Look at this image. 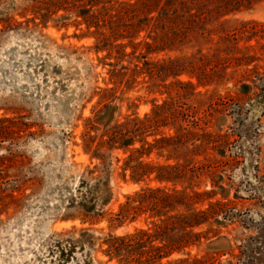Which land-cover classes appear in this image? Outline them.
Returning <instances> with one entry per match:
<instances>
[{"label": "rangeland", "instance_id": "obj_1", "mask_svg": "<svg viewBox=\"0 0 264 264\" xmlns=\"http://www.w3.org/2000/svg\"><path fill=\"white\" fill-rule=\"evenodd\" d=\"M205 3L214 15L207 35L186 44L175 41L167 49L150 53L160 68V79L144 72L129 81L112 76L109 63L119 61L118 57L115 51L96 48V38L86 24L77 25L74 17L66 19V25L39 24L28 0H0V132L8 134H0V170H6L0 191L10 183L24 182L17 191L8 189L16 202L0 213V264L29 262L50 233L81 226L79 219L62 217L69 213L66 194L78 186L86 170L111 167L115 195L105 208L106 218L146 183L178 189L192 186L191 173L174 183L156 180V172L142 183L133 182L136 160L130 155L137 154L133 150L140 142L128 151L110 150L102 143L108 139L103 133L92 141L85 136L88 119L108 104L118 106L117 124L125 123L129 115L142 119L153 109H162L157 118L159 131L177 138L168 143V149L156 147L143 157L149 165L208 161L214 169L204 177L201 190L220 185L222 171L231 177L230 196L218 193L203 205L232 201L235 207L230 210L236 217L225 218V210H218L220 223L211 226L227 239L211 242L216 237L206 233L210 225H200L196 231L205 238L188 248L190 254L212 258V264H264V0H239L237 5L229 0ZM199 49L203 53L196 54ZM145 51L143 46L131 55L133 49L127 47L130 55L123 56L114 68H149L143 59L135 58ZM203 56L209 64L206 70L202 66L205 76L200 79L190 73L191 62L202 63ZM174 60L184 65L183 73L176 75L181 68L176 69ZM193 122L195 130L206 131L208 136L192 142L180 138L182 129L192 131ZM154 139L148 136V141ZM97 148L103 154L100 158L94 157L99 154ZM170 155L173 158L168 159ZM235 189L240 192L236 194ZM106 218L95 226L109 231ZM144 220L140 216L114 230L134 232L146 225ZM180 255L174 253L170 259ZM98 257L107 260L101 252Z\"/></svg>", "mask_w": 264, "mask_h": 264}, {"label": "trees", "instance_id": "obj_2", "mask_svg": "<svg viewBox=\"0 0 264 264\" xmlns=\"http://www.w3.org/2000/svg\"><path fill=\"white\" fill-rule=\"evenodd\" d=\"M205 1L208 0H28L34 18L40 20L39 24L47 25L48 22L54 21L56 25L60 23L66 25V19L71 17L75 18L77 25L86 24L90 34L96 38L98 50L110 49L111 52L116 53L119 61L109 63L112 66V76L127 77L129 81L135 75L144 72L160 79V68L158 63L152 62L149 58L150 53L167 49L173 46L175 41L186 44L193 39L196 41L203 39L214 16L209 13L210 10L208 12ZM229 1L232 5H237L239 2V0ZM229 6L231 5L227 7ZM219 8L221 11L223 7ZM233 8L236 9L235 6ZM39 24L35 23L36 26ZM142 32L145 34L141 36ZM160 42L164 43L163 47L159 46ZM143 46L146 47L145 53L134 56L140 61L143 59L145 65H150L149 68L140 66L128 68L125 65L120 69L114 68L118 62H122L123 56L130 55L126 53L127 47L133 49L131 52L133 55ZM200 53H203L201 49L196 52V54ZM202 61V63L191 62L190 73L200 76V79L204 75L202 66L206 70L209 64L204 56ZM174 64L176 69L181 68L176 75L184 72L182 63L174 60ZM187 83L192 85L191 82ZM117 110L118 106L112 104L100 109L94 117L88 119L89 129L84 135L89 136L92 141L98 139V133L99 136L103 133L102 136H107L108 139L102 143L108 144L110 150L121 148L128 151V148L140 142L141 145L133 150L137 154L130 155V158L136 160V164L132 166L133 182L142 183L156 172V180L161 183H174L176 178L191 173L192 186L178 189L165 186L152 187L146 183V186L142 185L135 192V196H130L120 206L118 212L106 218L105 208L115 195L111 184L113 177L111 167L86 170L80 176L78 186L66 194L69 213L62 217L65 220L79 219L81 226L73 225L50 233L36 249L33 260L24 264H34V261L38 260L42 264H107L112 260H116L118 264H212L214 262L211 261L212 258L194 257L188 248L205 238V234L196 231L197 227L204 224L210 225L206 233H212V236L216 237L211 242L227 239V236L220 234L221 231L211 226L214 222L220 223L217 217L220 211L225 210L223 211L226 214L225 218L236 217V213L230 210L235 207L231 204L232 201L228 200L227 203L217 200L208 203L207 207L203 205L218 193L228 198L234 185L231 177L226 176L222 171L218 178L220 185L217 184V187L209 191L201 190L204 177L214 169L208 161L201 165L194 159L185 163L177 162L174 165H149L150 163L143 157L151 155L156 147L160 151L168 149V143L171 145L174 143V138H177L159 131L157 118L160 119L162 116V109H153L142 119L132 118L135 115H129L123 124L116 123ZM194 124L195 122L192 131L182 129L180 138L186 137L192 142L193 139L208 136L209 133L206 131L200 134L195 130ZM102 129L104 130L100 132ZM3 131L1 130L0 134L4 133L3 135L7 136V132ZM148 136L155 138L153 143L148 141ZM96 151L99 154H94V157L103 156L100 148ZM170 151L172 152L171 149ZM171 158L173 155L168 157ZM128 162L129 159L126 163L129 164ZM1 170L0 183L4 180L2 173L6 172L3 168ZM97 171H100L99 175H93ZM23 183L15 185L10 183L6 190L0 191L2 204L0 213L4 210L3 207L16 202H12L16 196L8 194V189L17 191ZM235 191L236 194L240 192L239 189ZM73 210H79L80 213L75 215L72 213ZM140 216H145V226L137 227L134 232L123 234L115 232V228L126 222H134ZM105 218L109 221V231L95 226ZM222 246L214 248L219 249ZM99 252L107 257L106 261L98 257ZM174 253L181 255L170 259Z\"/></svg>", "mask_w": 264, "mask_h": 264}]
</instances>
